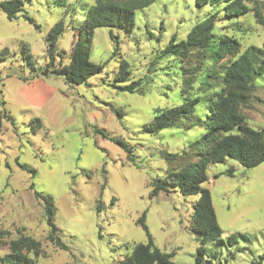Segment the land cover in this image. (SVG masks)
<instances>
[{
    "label": "rangeland",
    "instance_id": "374dc122",
    "mask_svg": "<svg viewBox=\"0 0 264 264\" xmlns=\"http://www.w3.org/2000/svg\"><path fill=\"white\" fill-rule=\"evenodd\" d=\"M22 1L24 11L14 21L0 11V113L5 111L14 123L3 122L0 133V259L9 253L10 242L29 236L41 245L36 264H112L129 255L133 245L146 243L137 223L145 214L155 246L174 253L176 263L195 264L198 242L189 223L199 195L183 196L177 191L150 198L149 183L162 178L168 168L162 155L187 150L205 130L179 127L154 135L144 130L154 109L182 101L181 78L173 63H151L171 36L185 39L194 25L216 12L215 32L237 38L241 51L249 45L261 46L264 28L255 23L251 12L225 18L223 0L202 7L196 0H155L135 11L133 30L123 25L94 31L89 60L103 70L75 87L60 74L34 77L22 48L25 45L30 51L36 70L45 68L49 62L45 38L62 22L64 31L57 39L52 67L61 69L71 51V29L81 24L82 7L89 8L95 0H66V8L56 5L57 0ZM122 60L129 66L131 80H142V94L117 90L121 84L114 77ZM194 86L191 93L198 94ZM254 86L240 111L249 126L263 130L264 74L254 80ZM206 111L201 101L191 121L182 123L204 120ZM115 139L131 147L132 161ZM19 164L35 170V175L21 170ZM229 169L233 176L227 175ZM207 176L203 187L210 192L222 239L244 234L250 241L238 239L231 247L209 243L202 264H264V164L246 169L226 160L211 165ZM33 191L53 199V220L62 230L57 235L65 250L49 240L43 204ZM212 253L217 254L214 260L208 256Z\"/></svg>",
    "mask_w": 264,
    "mask_h": 264
},
{
    "label": "trees",
    "instance_id": "16d2710c",
    "mask_svg": "<svg viewBox=\"0 0 264 264\" xmlns=\"http://www.w3.org/2000/svg\"><path fill=\"white\" fill-rule=\"evenodd\" d=\"M155 0H95L89 8L83 6L82 22L78 27H72L69 37L71 51L67 55L66 64L61 69L53 67V58L56 55V43L63 33L62 22L55 24L48 32L45 40L49 58L45 68L35 69L30 51L24 45L23 59L34 71V77L47 76L49 73L63 75L65 82L70 86L86 84L87 80L100 74L103 66L89 60L90 48L94 31L99 27H122L125 25L130 31L134 29V13L136 10L151 5ZM219 0H196L198 7L207 4L213 5ZM224 17L237 19L251 12L255 23L264 28V1L262 0H223ZM246 3L251 4L249 8ZM56 5L66 8V0H57ZM22 0H5L0 2V11L8 21H14L18 14L23 13ZM39 27L27 16H22ZM218 13L210 14L206 19L194 25L185 39L178 40L171 36L167 44L160 49L159 54L151 63L152 66L159 60L173 63L181 78V103L169 108H156L151 119L143 125L149 134H158L162 130L185 127L186 130L203 126L204 135L188 146L187 150L179 154L162 155L168 163L162 178H156L149 183L150 198L159 193L179 192L183 196L199 195L192 205L189 231L195 236L198 247L196 249L195 264L204 262L207 244H217L231 247L238 243V239L249 242L250 238L244 234L231 235L222 239V230L219 227L210 192L203 187L208 181L207 171L211 165L233 160L246 169H253L264 164V129L257 130L248 125L246 118L240 111L250 100L254 91V80L264 74V43L261 46L249 45L241 51V43L234 36L217 34L215 32ZM74 35V37H73ZM110 39H114L109 34ZM118 52L116 48L113 52ZM63 59V57H61ZM24 82L28 81L23 79ZM114 81L121 86L117 90L126 93L142 94V80H131L128 64L120 61ZM197 85L198 94H192ZM219 89H216L218 88ZM206 93L207 95L203 96ZM185 94H188L185 96ZM204 102L207 108L204 120L197 119L194 124L182 123V120L191 121L195 106ZM38 121V120H36ZM3 122L14 125L12 119L3 111L0 113V133ZM107 138L103 131H98ZM121 150L126 152L127 158L132 161L131 147L122 139L112 140ZM32 177L35 170L24 165H18ZM102 173L105 175L104 167ZM228 176H233L229 169ZM105 182L103 184V188ZM31 184L29 189L33 190ZM34 197L42 201L45 222L49 227L48 238L54 245L65 250L61 243V233L53 220L54 201L48 196L33 191ZM113 205V200H111ZM102 205L98 203L96 211L100 212ZM145 214L138 220V225L144 231L146 243L133 245L129 255L112 264H179L173 261L174 253H164L158 249L145 225ZM244 249V248H243ZM41 254L39 241L23 236L10 242L9 253L3 255L0 264H36ZM216 259L217 254L208 255ZM262 259V257H260Z\"/></svg>",
    "mask_w": 264,
    "mask_h": 264
}]
</instances>
